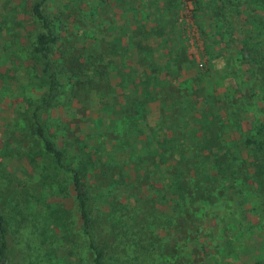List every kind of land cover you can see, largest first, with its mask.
Segmentation results:
<instances>
[{"label":"rangeland","instance_id":"1","mask_svg":"<svg viewBox=\"0 0 264 264\" xmlns=\"http://www.w3.org/2000/svg\"><path fill=\"white\" fill-rule=\"evenodd\" d=\"M33 1L0 0V210L14 227L28 218L38 244L30 258L13 235L7 264H92L66 232L80 224L71 177L32 132L31 111L48 85L31 52L40 28ZM43 7L57 24L49 57L61 85L39 115L66 159L81 160L93 212L134 226L146 221L163 264H264V212L251 188L231 209L208 207V193L226 202L236 191L211 182L216 170L204 144L174 140L171 149L170 130L154 134L213 112L222 146L251 164L249 138L259 128L264 134V0H45ZM182 156L192 158L185 174L199 185L193 181L186 196L193 204L172 220L158 182ZM100 165L111 166L107 183L123 167L116 198L111 190L102 199Z\"/></svg>","mask_w":264,"mask_h":264},{"label":"trees","instance_id":"2","mask_svg":"<svg viewBox=\"0 0 264 264\" xmlns=\"http://www.w3.org/2000/svg\"><path fill=\"white\" fill-rule=\"evenodd\" d=\"M44 2L45 0H34L31 7L32 16L40 26L35 34L31 52L34 56L36 75L40 79L46 81L48 85L46 91L39 97L34 105L30 114V121L32 132L41 143L43 150L54 158L59 169L67 172L71 177L75 205H77L78 210L77 215L80 219L78 227L72 229L68 228L66 231L68 237L69 234L72 237H69L71 247L80 251H82L83 248L89 250L92 264H163L164 261L160 254L161 244L159 240L150 238L144 230V223L146 221L140 220L137 226H134L123 223L118 219L115 220L105 216L102 217V215L93 212L90 200L91 194L84 180V176H82L81 160L80 162L68 161L65 157L64 150L46 131L40 119L39 111L51 105L57 99L61 85L58 76L53 71L51 58L49 57L51 44L55 43L57 39V24L51 17L46 15L43 7ZM134 36L136 37V35H133V38ZM97 44L98 43H96V46ZM243 55L246 58L247 56L250 57V54L245 51ZM251 56L250 59L254 58L255 55ZM148 91H150V89ZM136 96H138L137 93ZM133 97H135V95H133ZM217 117L218 116L213 112L202 114L199 117L194 114L191 118H188L190 123L189 128H187L185 123H180L179 120V123L172 129H161L162 133L160 130L154 131V134H156L155 138L163 136L166 134L165 131L170 130V137L165 138L168 148L172 146V141L175 140L177 142L176 145L179 146L188 138L196 141L200 145L202 143L204 144L205 148L201 145V147L206 150L203 156L210 162V167L216 170V178L211 182L213 184L217 182L219 186L222 185V187L233 186L236 191L233 197L225 199L227 203L222 198H214L211 193H208V195L205 194L208 207L224 205L223 207L228 208L230 204L243 202L248 195V190L251 188V192L258 197L260 210L264 212V134L259 128L250 136V142L254 144L251 148L254 160L250 162L251 164H240V156L238 153L232 151L230 148H224V146H222L224 143L221 135L216 134L214 125ZM165 147L163 143L158 144V148L160 150L162 148L161 155L167 158V154L163 150ZM98 149L97 147V150ZM171 149H173V146ZM84 154L85 152L83 155ZM84 157L88 160L91 154L85 155ZM100 161V158H96L94 164L98 165ZM191 163L192 158L190 156L186 158L182 156V159L174 165V169H170L167 172L169 174L167 179H164V181L161 179V181L158 182L162 192H165V195L171 198L170 207L173 213L172 220L175 217L180 219L179 217L182 214L181 208L188 207L191 203L193 204V202H187L186 196L189 191H191L193 181L194 185L198 186L199 184L193 179L189 182L187 174H185V170L191 168ZM248 165H251L253 168L249 176L246 174ZM120 171L123 172V167H121ZM110 172V165H100L96 175L99 176V179L106 182L108 181ZM121 172L116 180L109 179V182H106L104 190H102V195H105V197L103 196L104 198L102 199L106 200L111 190L110 194L116 198L119 185L122 184L119 183V180L123 179ZM237 179L241 180V182L239 180L238 184L236 182ZM241 187L243 191L238 192L236 189ZM251 192L250 194H252ZM196 202L198 203L199 201ZM221 202H223V204H220ZM231 208L232 207L229 209ZM138 211L139 210H135L132 212L138 213ZM239 212L240 211H238L237 214ZM73 217L74 213L72 211L66 214V220L69 221V223ZM13 235H15L20 242L27 243L29 257L32 258L38 246L35 237V226L31 224L28 218H25L21 224L14 227L7 221L6 216L0 210V264H7V252L10 239H12ZM68 251H70V249H68ZM146 251L150 252L147 257L144 256ZM84 260L87 263V259L85 258ZM29 263L32 264V262ZM23 264H28V262L25 261Z\"/></svg>","mask_w":264,"mask_h":264}]
</instances>
